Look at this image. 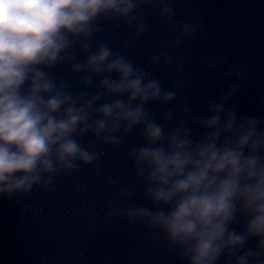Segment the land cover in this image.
I'll return each instance as SVG.
<instances>
[{"label": "clouds", "instance_id": "obj_1", "mask_svg": "<svg viewBox=\"0 0 264 264\" xmlns=\"http://www.w3.org/2000/svg\"><path fill=\"white\" fill-rule=\"evenodd\" d=\"M146 5L172 13L166 0H0V195L91 165L97 144L117 146L139 128L142 146L128 157L150 206L130 205L125 217L162 233L186 264H217L221 256L264 264V121L238 118L221 101L199 121V138L182 121L166 131L145 105L175 92L107 44L93 50L100 19L142 36L148 27L137 10ZM69 63L85 86L97 81L94 94L70 92L51 76ZM238 217L245 218L240 231L230 227Z\"/></svg>", "mask_w": 264, "mask_h": 264}, {"label": "water", "instance_id": "obj_2", "mask_svg": "<svg viewBox=\"0 0 264 264\" xmlns=\"http://www.w3.org/2000/svg\"><path fill=\"white\" fill-rule=\"evenodd\" d=\"M166 3L171 14L161 15L151 5L137 10L148 27L140 37L120 21L98 20L93 50L107 44L175 92L171 101L145 105L166 131L182 121L199 138V121L210 115L211 103L221 101L238 118L264 121V0ZM73 50L75 60L86 55L78 45ZM70 69V63L58 64L49 71L70 92L91 96L97 91V81L85 86L84 74ZM234 85L237 90L224 100ZM139 133L134 128L117 146L97 144L92 150L99 158L93 164L62 172L49 185L0 195V264H186L162 233L124 215L130 205L150 206L128 157L142 146ZM91 139L86 135L82 143L87 146ZM244 222L238 217L230 227L240 231ZM254 243L249 240L246 248ZM217 264L233 260L221 256Z\"/></svg>", "mask_w": 264, "mask_h": 264}]
</instances>
